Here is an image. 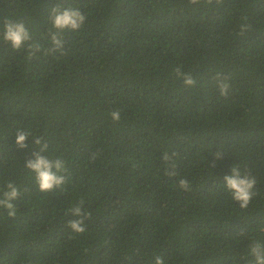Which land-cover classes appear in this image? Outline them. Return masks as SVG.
Here are the masks:
<instances>
[{
  "label": "trees",
  "instance_id": "1",
  "mask_svg": "<svg viewBox=\"0 0 264 264\" xmlns=\"http://www.w3.org/2000/svg\"><path fill=\"white\" fill-rule=\"evenodd\" d=\"M55 7L87 19L46 55ZM6 18L30 33L18 51L3 39ZM217 73L230 77L226 97ZM18 131L30 133L24 148ZM37 152L64 163L66 183L38 190L26 167ZM234 166L257 179L247 209L225 189ZM184 178L191 191L179 189ZM9 181L21 195L14 218L0 208V264H254L248 246L264 243V0H0V190ZM81 201L91 216L76 234L69 209Z\"/></svg>",
  "mask_w": 264,
  "mask_h": 264
},
{
  "label": "clouds",
  "instance_id": "2",
  "mask_svg": "<svg viewBox=\"0 0 264 264\" xmlns=\"http://www.w3.org/2000/svg\"><path fill=\"white\" fill-rule=\"evenodd\" d=\"M188 2L189 4H197L200 0H188ZM205 2L211 4L212 0H205ZM217 3H220V0H217ZM86 19L87 17L85 14L77 8L69 7L63 10L59 7L53 8L49 14V20L56 31L52 32L50 30L52 47L49 48L45 54L47 55L49 52L55 54L56 52L61 51L63 48V41L60 38L59 33L63 32L65 29L75 31L82 28ZM29 38L30 33L22 21L14 22L11 19H5L3 39L10 44V47L13 50H20L24 42L28 41ZM40 50L41 46L38 43L33 44L28 50V59H32ZM174 73L177 79H183L185 87L191 88L197 83L191 73L183 72L181 67H176ZM214 79L216 86L219 88L220 95L226 97L230 89V77L221 76L217 73V76ZM110 117L113 122H118L121 118L120 112L118 110H113L110 113ZM29 134L30 133L27 131H18L15 143L19 147L24 148L26 146L25 141ZM36 143L39 144L40 141L36 140ZM46 148L47 145H44V147L41 148V151L43 152ZM98 155V152L92 153L91 159L95 160ZM175 155L176 153L173 152L172 156ZM34 156L35 159L27 161L26 167L35 173V182L40 192L48 193L52 191L54 187L66 183V178L63 175L57 174L58 172L66 170L64 163H62L60 159L50 160L45 156L40 155L38 152L34 153ZM164 159H170L167 152L165 153ZM231 171V176L224 177L226 181L225 189L231 195L232 200L237 202L241 209H247L252 199L257 195V192L254 191L257 179L249 168H245L242 172L239 166H234ZM165 175L171 177L178 175V173L165 170ZM178 187L181 191L185 192L191 191L192 189V185L186 178L179 179ZM6 189L7 190H0L3 192V195L0 196V208L6 209L7 215L14 218L17 215V207L13 202L21 195V191L12 181L7 183ZM82 203L83 202L81 201L69 209L73 216L78 217V219L70 220L67 225L71 231L76 234H82L85 232V220L89 219L91 216V213L81 207ZM248 248L250 255L254 257V264H264V243L253 240ZM155 264H165V261L158 256L156 257Z\"/></svg>",
  "mask_w": 264,
  "mask_h": 264
}]
</instances>
